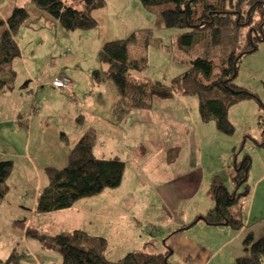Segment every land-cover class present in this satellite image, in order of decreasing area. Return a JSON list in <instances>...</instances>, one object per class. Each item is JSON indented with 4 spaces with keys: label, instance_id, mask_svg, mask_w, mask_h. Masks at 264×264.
I'll return each instance as SVG.
<instances>
[{
    "label": "rangeland",
    "instance_id": "rangeland-1",
    "mask_svg": "<svg viewBox=\"0 0 264 264\" xmlns=\"http://www.w3.org/2000/svg\"><path fill=\"white\" fill-rule=\"evenodd\" d=\"M105 1L92 11L95 28L67 31L30 0H0V19L15 6L29 13L14 35L20 54L0 69V79H13L12 86L0 91V120L11 116L9 110L27 105L22 123L0 124V160L12 161L9 189L0 202L1 264H61L62 255L48 243L51 236L73 229L105 237L111 264H120L129 252L165 253L168 248L172 264L198 263L201 257L186 256L182 238L169 247L166 240L183 233L178 232L181 224L188 217L194 220L200 201L214 208L216 202L207 194L214 176L233 191L234 157L239 163L246 155L251 167L249 194L240 201L243 219L246 223L249 218L256 239L264 233V107L251 98L232 105L230 135L219 131L214 121L202 120L196 96L155 97L149 108L127 107L99 61L105 42L135 33L128 57L145 63L142 71H131L132 77L165 85L191 68V49L181 42L184 29L158 28V16L146 11L140 0ZM68 4L81 9L73 0ZM6 28L0 23V35ZM256 52L239 62L238 78L264 105V77L256 70L252 75ZM214 63L213 80L221 71L218 57ZM96 70L102 74L100 82L93 76ZM56 74L70 77L68 89L50 87ZM89 131L97 139L95 157L124 162L120 184L83 197L72 208L35 212L34 188L47 184L46 166L63 168L72 145ZM61 158L65 163L58 161ZM246 236L223 246L209 264H237L249 254Z\"/></svg>",
    "mask_w": 264,
    "mask_h": 264
},
{
    "label": "trees",
    "instance_id": "trees-1",
    "mask_svg": "<svg viewBox=\"0 0 264 264\" xmlns=\"http://www.w3.org/2000/svg\"><path fill=\"white\" fill-rule=\"evenodd\" d=\"M30 1L38 9L48 12L67 31L95 28L97 20L92 11L106 4L105 0H73L81 6V9H76L68 4L69 0ZM140 1L146 11L158 16V28L184 29L181 42L190 47L193 54L191 68L165 85L159 81H140L132 77L131 71H142L145 63V59L137 61L128 57V46L137 40L135 33L124 40L105 42L99 51V61L105 66V75L114 82L127 107L149 108L155 97L165 99L176 94L196 96L202 120L214 121L217 129L228 135L234 132L228 119V110L232 105L251 98L264 107L256 93L235 83L239 62L257 51L264 42V0ZM28 16L26 8L14 7L8 17V28L0 35V69L20 54L14 35ZM215 57L219 58L221 71L213 80L210 77ZM93 76L97 82L102 80L98 70L93 72ZM12 81V76L10 80L0 79V91L12 86ZM64 139L66 137L62 134V141ZM96 140L92 131L85 133L71 148L68 163L63 168L46 166L48 184L41 188L37 196L35 212L72 208L79 199L120 184L124 162L120 158L95 157ZM233 164V191L228 190L219 176H214L207 194L216 205L178 231L187 230L200 220L215 227L227 226L234 230L244 227L240 201L249 194L247 180L251 158L246 155L238 163L234 157ZM11 169L12 161L0 160V202L8 192L7 179ZM238 205L236 210L232 209ZM246 235L243 243L249 254L239 257L237 264H264V233L257 239L251 231ZM51 237L48 247L62 255L61 264H111L105 254V237L81 229ZM171 256L172 249L168 248L165 253L129 252L119 261L120 264H172Z\"/></svg>",
    "mask_w": 264,
    "mask_h": 264
},
{
    "label": "crops",
    "instance_id": "crops-1",
    "mask_svg": "<svg viewBox=\"0 0 264 264\" xmlns=\"http://www.w3.org/2000/svg\"><path fill=\"white\" fill-rule=\"evenodd\" d=\"M15 7H21V6H15ZM12 11L9 14L2 15L1 16L2 18L0 19V21H2L5 24L8 17L12 13ZM92 16L95 18V16L93 14H92ZM18 46H19V44H18ZM261 46H262V49H261ZM261 46L258 49L259 52H256L253 55L254 56L253 60L255 63H257V65L252 67V69H253L252 75H254L253 72H255V70H256L258 72V74L263 78L264 77V60L261 59L260 55H264V42L262 43ZM19 49H20V47H19ZM249 65L252 66V64H250V63H249ZM58 75H61V74L54 75L52 79H54ZM239 76H240V71H238V74L235 78V83L238 86H241L244 88L247 87V89L250 90L251 86H249L245 82L242 83V81H240L238 78ZM249 104H251V103H249ZM19 108L20 109L16 110V111L15 110H9V112L11 113V116L9 118L4 119V120H0V124L22 123L23 122L22 116H23V113L27 110V105L24 108H21V107H19ZM248 109L253 110V105H248ZM16 122H18V123H16ZM58 143L59 142H57V144ZM74 144L72 145V147L74 146ZM58 161H60V162L62 161L65 163L66 160H64V159L62 160V158H61ZM53 163H56V160H54ZM39 172H40V170H39ZM38 179H39V175H38ZM47 184H48V182H47ZM231 185L233 187L232 179H231ZM40 188L41 187H39V188L37 187L36 189L34 188L35 194L33 195V197L35 199V203L37 200V196L41 190ZM210 209H211V205L208 202L206 203L205 199H203V201H200L197 205L196 213L194 216L195 218H194V220H192V222H194L196 219L198 220L199 217H201L202 215L207 213ZM69 210H71V209H69ZM61 212H64V211H61ZM189 219L190 218L188 217V220H187L188 224L187 223L181 224V228L188 226L192 223L189 221ZM21 223L23 225H26V226L28 224L27 222L26 223L21 222ZM249 223H250V220L248 218L246 223H244V227L241 230H234V229H231L230 227H227V226H217V227L209 226L204 221L200 220L199 222L195 223L189 229L184 230V231H178V232H183L181 235L177 234L174 237L171 236L169 238V240H166V241H167V245L169 246V245L173 244L175 241L179 242L180 241L179 239L182 238L184 240L183 242L185 244L182 243L180 246L182 247V249L184 250V252L186 254L188 253L186 256H188V257L196 256V259L198 257H201L199 262L198 263L195 262L194 264H209L211 258H213L215 255H217L220 252V250L223 248V246H225L229 242L238 239L243 234H247L249 231L253 232V235L256 234L254 228H252L253 230H251ZM73 230H75V229H73ZM63 232H65V231H63ZM194 247H195L196 251L193 253L192 249ZM108 260L110 261V259H108Z\"/></svg>",
    "mask_w": 264,
    "mask_h": 264
},
{
    "label": "built area",
    "instance_id": "built-area-1",
    "mask_svg": "<svg viewBox=\"0 0 264 264\" xmlns=\"http://www.w3.org/2000/svg\"><path fill=\"white\" fill-rule=\"evenodd\" d=\"M70 83H71V79L68 76L58 75L57 77H55V79H53V81L50 84V87H52L53 89H59V88L66 87ZM31 257H34V256L31 254Z\"/></svg>",
    "mask_w": 264,
    "mask_h": 264
},
{
    "label": "bare ground",
    "instance_id": "bare-ground-1",
    "mask_svg": "<svg viewBox=\"0 0 264 264\" xmlns=\"http://www.w3.org/2000/svg\"><path fill=\"white\" fill-rule=\"evenodd\" d=\"M4 24V23H3ZM7 23H5L4 25H6ZM8 26V25H7ZM192 51H191V54H190V57L192 58ZM62 76H65V75H62ZM70 78V77H69ZM71 83H72V80H71ZM71 83L69 84V85H67L66 87H64V88H59V89H68L69 87H70V85H71Z\"/></svg>",
    "mask_w": 264,
    "mask_h": 264
}]
</instances>
